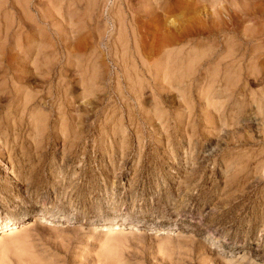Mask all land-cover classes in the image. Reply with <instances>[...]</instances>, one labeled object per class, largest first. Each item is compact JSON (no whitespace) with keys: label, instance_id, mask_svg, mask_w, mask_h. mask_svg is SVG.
I'll use <instances>...</instances> for the list:
<instances>
[{"label":"rangeland","instance_id":"374dc122","mask_svg":"<svg viewBox=\"0 0 264 264\" xmlns=\"http://www.w3.org/2000/svg\"><path fill=\"white\" fill-rule=\"evenodd\" d=\"M152 1L0 0V264H264V0Z\"/></svg>","mask_w":264,"mask_h":264},{"label":"bare ground","instance_id":"6f19581e","mask_svg":"<svg viewBox=\"0 0 264 264\" xmlns=\"http://www.w3.org/2000/svg\"><path fill=\"white\" fill-rule=\"evenodd\" d=\"M15 1V0H14ZM17 1V0H16ZM147 1H149V0H147ZM152 1V0H151ZM221 1V0H220ZM153 2V1H152ZM159 2V1H158ZM162 2V1H161ZM195 2V1H194ZM197 2V1H196ZM144 3V2H143ZM154 3V2H153ZM160 3V2H159ZM1 4V3H0ZM90 4V3H89ZM146 4H149V3H147L146 2ZM157 4V3H156ZM155 4V5H156ZM204 4H207V5H209L210 7H212L214 10H217L218 9V7H217V5L219 4V2H218V0L216 1V0H202L201 2H197V3H191L190 2V4H189V2H186V4L182 7L181 6V4H180V2H178L175 6H174V8L173 9H177V8H179V9H184L185 11H186V13H191L192 15H191V19L193 20L192 22L193 23H198V25L200 26L202 23H206L207 21H208V19L210 18V17H212L213 18V14H211V13H203V16H201L202 14H200V12H202V11H200V9H202L203 8V6H201V5H204ZM248 4V3H247ZM3 5V4H2ZM166 5V4H165ZM70 6V5H69ZM161 6V5H160ZM163 7H165L164 5H162ZM18 7H20V6H18ZM147 7V6H146ZM145 7V8H146ZM169 7V6H168ZM224 7V6H223ZM222 7V8H223ZM241 7V6H240ZM25 8V7H24ZM27 8V7H26ZM160 8V7H159ZM226 8V7H225ZM49 9H50V7H49ZM178 9V10H179ZM230 9V8H229ZM28 10V9H27ZM27 10H26V12H27ZM89 10V9H88ZM158 10V9H157ZM168 10V9H167ZM247 10V9H246ZM184 11V12H185ZM3 12V11H2ZM20 12V11H19ZM18 12V13H19ZM167 12H169V11H167ZM204 12V11H203ZM222 12V11H221ZM236 12V14H234V13H232V14H234V16H233V19L235 18H237L238 17V15H240V14H242V9H241V11H240V13L239 12H237V11H235ZM6 13H7V11H6ZM9 13V12H8ZM149 13H152V11H151V9L149 10V12H148V15H150ZM163 13V12H162ZM215 13V12H214ZM219 13V12H218ZM13 14V13H12ZM22 14V13H21ZM238 14V15H237ZM16 15V14H15ZM243 15V14H242ZM245 15V14H244ZM134 16V15H133ZM182 16V15H181ZM227 16V15H226ZM232 16V15H231ZM237 16V17H236ZM241 16V15H240ZM205 17H206V19H205ZM215 18V17H214ZM231 17L230 16H228V19H230ZM243 19V18H242ZM230 20H232V19H230ZM237 21H238V18L236 19ZM236 20H235V22H236ZM221 21V20H220ZM219 21V23L223 26V24L222 23H224L225 25L224 26H226V27H228V22L226 21V20H222L221 22ZM239 21H240V19H239ZM242 21V20H241ZM209 22V21H208ZM233 22V21H232ZM201 23V24H200ZM240 23V22H239ZM232 24V23H231ZM18 25V24H17ZM230 25V24H229ZM233 25H234V23H233ZM240 25V24H239ZM238 25V26H239ZM236 26V25H235ZM238 26H236V27H238ZM235 27V28H236ZM221 29V28H220ZM6 30H8V29H6ZM166 33V32H165ZM262 34V33H261ZM164 38V37H163ZM217 45V44H216ZM44 49V48H43ZM25 52V51H24ZM51 52V51H50ZM20 54H21V52H20ZM68 54V53H67ZM24 55H26V54H24ZM48 58V57H47ZM19 59V58H18ZM50 59V58H49ZM16 62V61H15ZM46 63V62H45ZM11 64V63H10ZM14 66V65H13ZM26 66V65H25ZM12 67V66H11ZM6 68H8V67H6ZM15 68V67H14ZM62 69V68H61ZM6 71V70H5ZM25 72V71H24ZM27 72V71H26ZM47 72V71H46ZM3 73V72H2ZM5 74V73H4ZM15 74V73H14ZM43 74V73H42ZM42 74H40V75H42ZM45 74V73H44ZM43 74V75H44ZM50 74V73H49ZM2 75V74H1ZM13 75V74H12ZM58 75H59V73H58ZM18 77V76H17ZM23 77V76H22ZM42 77V76H41ZM51 78V77H50ZM212 78V77H211ZM21 79H23V78H21ZM43 79V78H42ZM215 79V78H214ZM216 80V79H215ZM217 81V80H216ZM227 81V80H226ZM61 82V81H60ZM224 82V81H223ZM28 83V82H27ZM85 85H86V83H85ZM225 85V84H224ZM20 86V85H19ZM85 87V86H84ZM234 87V86H233ZM215 87H214V85L213 84H206V87L205 88H202V90H200V95H201V97H202V99H204L206 102H209L210 101V98L208 97V93H210L211 92V90H213ZM12 89H13V91H14V96L16 97V100H18V101H20L21 99H23L22 98V95H21V92H20V90H19V88L14 84V85H12ZM10 90V89H9ZM238 90V89H237ZM240 90V89H239ZM7 91V90H6ZM222 91H227V94H228V96H231L232 98L234 97V90H231L229 87H226V88H223V89H221L219 92H222ZM229 91H230V93H229ZM241 93V92H240ZM246 93V92H245ZM210 95V94H209ZM1 96V95H0ZM12 96V95H11ZM26 101H25V103H27L28 102V100L26 99V97L24 98ZM47 99V98H46ZM211 99H212V97H211ZM2 100V99H1ZM48 100V99H47ZM22 101V100H21ZM12 102V101H11ZM79 102V101H78ZM246 104H248L245 100H239V99H234L233 98V100L230 102V103H226V104H224L223 106H226L227 105V110H226V113H224V112H221V113H218V114H216L217 113V110H219L218 108H216L217 107V105H219L220 106V104H212L213 105V109L212 110H210V111H208V110H204L203 112H202V118H199V120H203L204 122H206V123H212V124H214V122L215 121H217L218 119H221V120H224L225 118H232L233 117V115H231L232 114V112H235L234 110H236V111H238V113H242V108L246 105ZM258 104V106L259 107H264V99L263 100H261V102H259V103H257ZM208 105H210V103L208 104ZM234 106H236L237 108L236 109H233V107ZM241 108V109H240ZM12 112V111H11ZM25 111H23V113H24ZM43 112V111H42ZM41 111H39V110H33L32 112H30L31 113V123L35 126V127H37L38 128V123L39 122H44V121H46V120H48L49 118H48V116L43 112L42 113ZM52 112V111H51ZM67 113V112H66ZM65 113V114H66ZM236 114V113H235ZM8 115V114H7ZM65 116V115H64ZM70 117V116H69ZM73 117V116H72ZM197 121V120H196ZM236 121V120H235ZM25 122V121H24ZM49 122V121H48ZM216 124V123H215ZM231 124H232V122H231ZM77 126V125H76ZM235 126V125H234ZM11 127V126H10ZM13 127V126H12ZM12 127L10 128V129H12ZM73 127V126H72ZM75 127V126H74ZM228 127V126H227ZM189 128V127H188ZM54 134V133H53ZM62 135H64L63 137H64V139H66V136H67V131H62ZM5 142V141H4ZM46 218V217H51L50 216V214H48V212L46 211V210H44V209H40L39 211H37V213L35 214V215H33V222L31 223V224H33V226L38 222V220H39V218ZM43 220V219H42ZM69 220H71V219H69ZM3 221V220H2ZM19 222V219H17V218H13V219H10L9 221H7V222H4V223H2L1 221H0V228H2V230L0 231V247L3 249V250H5V249H9L10 247L11 248H16V249H18V248H20L21 247V245H22V239H23V237H25L26 236V234H27V231H28V229L27 228H25V227H23L22 226V224H19L18 223ZM41 222V221H40ZM119 222H121L120 220H119ZM108 223H110L111 225H113L112 226V229L114 230L115 229V225L118 223V221L116 220V219H110V221L108 222ZM133 226H131V228L133 229V228H135L134 226H136V223H131ZM137 224H140V223H137ZM120 225V224H119ZM94 229H95V227H94ZM92 230V229H91ZM30 231V230H29ZM110 231V230H109ZM107 233H110V232H107ZM108 238V237H107ZM221 246V245H220ZM0 248V249H1ZM5 255V254H4Z\"/></svg>","mask_w":264,"mask_h":264}]
</instances>
